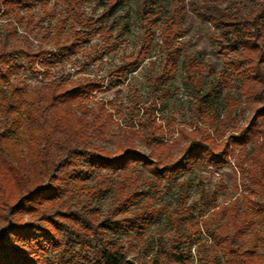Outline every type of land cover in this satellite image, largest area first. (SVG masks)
I'll use <instances>...</instances> for the list:
<instances>
[{
	"label": "trees",
	"instance_id": "trees-1",
	"mask_svg": "<svg viewBox=\"0 0 264 264\" xmlns=\"http://www.w3.org/2000/svg\"><path fill=\"white\" fill-rule=\"evenodd\" d=\"M42 1L46 7L48 0ZM61 1L67 5L73 22L68 28L67 19L57 20L53 37L48 38L55 52L42 45L33 49L28 44L23 47L0 43V117L4 130L0 133V264H136L112 237L141 236L162 214L174 223L193 208L186 207L191 184L185 181L179 183L184 191L179 194L182 211L176 212L177 220L166 208L145 204V193L138 190L137 182L138 175L145 176L147 171L159 187L167 183L174 186L181 176L204 167L235 168L264 185V0H248L252 5L248 13L236 3L227 8L191 3L196 15L215 27L211 41L226 57V69L214 72L188 59L185 80L192 88L198 123L192 129H177L182 143L175 153L174 146L165 139L163 124L157 123V101L144 106L142 115L135 113L139 127L127 141L117 139L113 152L95 144L92 128L108 130V120L112 121L110 114H104V107L100 109L102 114L89 105L92 96L106 86L105 77L70 80L60 76L35 92L11 81L20 58L31 71L41 75L46 71H40L38 63L46 65L78 54L84 43L95 36L111 38L115 27L104 24L127 0H105L107 9L98 18L81 12L84 0ZM165 1L145 0L138 16L144 26L142 46L136 53L124 56L123 62L109 71L110 76L126 78L137 71L147 59L154 29L160 26L162 68L150 82L157 86L172 80L177 72L183 30L181 16L178 21L169 17ZM26 2L0 0V12H12L23 19L18 8L25 7ZM28 14L33 19L31 8ZM126 29L124 26L122 31ZM207 74L216 76L215 85H206ZM235 79L244 103L228 101L226 116L221 120L213 107L216 93L218 88L230 89ZM234 107H241L236 118L231 117ZM245 113L246 124L240 125ZM91 115L93 122L89 120ZM231 123L237 128L225 138L222 127ZM134 137L144 140L150 150L148 155L138 150ZM236 151L242 160L235 164L232 156ZM95 171V186L85 185L86 175ZM116 177L118 181L111 182ZM112 184L115 205L102 214L90 200L103 199ZM220 189L202 194L199 217L203 220L208 213L234 214L226 221L228 231L214 230L216 247H207L210 254L201 257L199 264H264V248L254 245L249 249L244 242L243 228L251 222L246 224L240 210L222 207L218 211ZM249 201L252 212L264 214V202H256L251 196ZM178 248L161 252L155 264H162L165 257L174 264H186L192 257L191 247L188 252Z\"/></svg>",
	"mask_w": 264,
	"mask_h": 264
},
{
	"label": "rangeland",
	"instance_id": "rangeland-1",
	"mask_svg": "<svg viewBox=\"0 0 264 264\" xmlns=\"http://www.w3.org/2000/svg\"><path fill=\"white\" fill-rule=\"evenodd\" d=\"M104 1L84 0L81 12L87 17L98 18L107 9ZM144 2L145 0H127L126 5L104 24L115 27L111 38L95 36L91 41L84 43L82 51L78 54H72L68 58H56V61L46 65H42V62L38 63L37 68L40 71H46V73L36 75L29 69L25 60L20 58L11 81L35 92L42 90L48 82L56 81L60 76H67L70 80L85 76L105 77L106 86L92 96L89 105L96 112L110 114L112 121L108 120V130L100 131L98 128L91 127L93 130L90 133L95 136L93 140L95 144L113 152L117 139L127 141L126 139L131 136L132 131L139 127L136 124L135 113L140 112L142 115L144 110L141 109L144 106H149L152 102L157 101V123L163 124L166 130L165 139L174 146V153L177 152V148L182 143V140L177 137V129H192L191 127L198 123L193 109L195 98L192 88L185 80L188 59L192 58L199 64L211 68L214 72L226 69L224 64L226 57L218 53L211 41V35L216 33L215 27L197 16L191 8V3L200 7L216 5L221 8H227L231 3H236L238 6H242L246 13L252 10V5L248 0L165 1L169 17L177 20V17L181 16L183 35L180 36L179 41L182 43V48L177 59V72L172 80L154 86L150 79L155 78L162 68L161 61L164 56L160 26L154 29L147 59L137 71L130 73L126 78L109 75V71L114 70V67L123 62L124 56L136 53L142 46L144 26L140 24L138 16ZM45 5L46 7L43 6L42 0H27L25 7L18 8L20 14L24 16L23 19L17 18L12 12L2 10L0 12V43L23 47L28 44L33 49L42 45L55 52L57 49L53 47L48 38L53 37V28L57 20L67 19L69 28L73 17L67 10L64 1L48 0ZM29 8H31L33 19L29 17ZM124 26H127L125 32L122 31ZM204 80L207 86L217 83L216 76L211 74L205 75ZM238 86L239 82L235 79L230 89L218 88L213 107L220 113L221 120L226 116L228 101L241 102L243 105L244 99L238 92ZM101 107H104L103 112L100 111ZM240 112L241 107H234L231 117L236 118ZM246 116L247 113L239 120L240 125L246 124ZM89 120L93 122L94 116L91 115ZM1 121L0 117V133L4 131ZM236 128L234 123L222 127L224 137H230ZM134 140L138 150L148 155L150 150L144 140L137 137H134ZM241 160L239 152L236 151L232 156V163L236 164ZM97 173L95 171L87 174L88 180L85 185L95 186ZM138 176L140 181L137 182V187L139 191L145 193L143 198L145 204L156 209L164 207L173 212L172 216L174 220H177L176 212L182 211L179 194L184 191L179 183L185 181L191 184L187 189L186 207L193 206V208L191 211H186L182 218L174 223L170 221L168 215L162 214L160 220L150 225L149 230L141 236L120 234L112 237L114 242L122 245L126 256L134 263L155 264V259L164 250L171 252L173 248L179 247L178 250L188 252L191 247L192 257L186 264H199L201 257L210 254L207 247H216L214 230L222 228L224 232L228 231L226 221L231 220L234 214L231 212L208 213L203 220L198 215L197 209L200 206L202 194L212 193L216 189H220L221 186H224V189L219 190L218 211L222 210V207L240 210V216L246 221V224L251 222L249 226L243 228L244 242L247 248L250 249L254 245L264 248V214L252 212V204L249 201L251 196L252 200L256 202H264V185L255 183L254 179L247 177L245 172L238 169L235 171V168L216 170L204 167L181 176L174 186H169L167 183L161 187L151 181L149 171L145 176ZM115 181H118L117 177L111 182ZM113 186L114 184L107 190L103 199L95 197L90 200V203L96 206L102 214L115 205L112 196ZM203 221H206V224ZM185 241H188L189 244L184 245ZM162 264H174V262L171 258L165 257Z\"/></svg>",
	"mask_w": 264,
	"mask_h": 264
}]
</instances>
